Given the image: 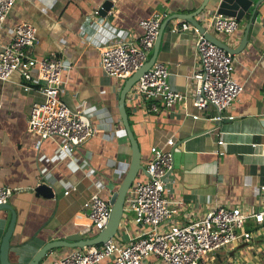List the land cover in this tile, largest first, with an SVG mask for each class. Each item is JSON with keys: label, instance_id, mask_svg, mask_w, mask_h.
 <instances>
[{"label": "crops", "instance_id": "obj_1", "mask_svg": "<svg viewBox=\"0 0 264 264\" xmlns=\"http://www.w3.org/2000/svg\"><path fill=\"white\" fill-rule=\"evenodd\" d=\"M103 1L16 0L0 23V45L8 42L15 23L27 21L36 27L33 55L59 54L70 62L71 67L62 72V97L71 108L83 110L94 128L91 137L71 150L61 146L58 136L37 141V134L27 128V118L31 101L39 99V94L17 84L21 80L18 71L9 80H0V185L13 187L8 201L16 207L8 251L10 264H27L47 240L63 238L88 226L83 201L94 192L109 200L119 191L130 165L131 146L118 111L123 80L102 71L97 45L138 34V20L155 11L187 13L203 0H110L105 14H94L93 9ZM213 1L195 18L211 15L215 11ZM247 16L238 20L230 34L209 32L236 47ZM178 22L179 18H172L165 24L156 60L168 68L170 86L190 96L194 82H189V75L198 64L195 34L191 30H172ZM251 25L243 48L232 54L233 78L243 88L222 114L233 118L217 121L213 105L197 110L190 102L186 110L198 112L201 117L184 114L179 105L151 112L147 110L149 100L125 94L128 123L143 165L150 156V146L173 138V166L165 179L169 196L181 203L175 220L186 221L219 203L250 210L264 207V189L260 188L264 184V1L257 6ZM218 139L222 143H217ZM143 175L138 171L136 176ZM44 180L55 188L53 197L35 194L33 187ZM131 215L121 217L114 235L119 242L138 231ZM8 219L6 208H0V238ZM239 230L248 234L251 247L262 244L264 215L261 221L247 218ZM96 232L91 230L85 235ZM71 248H52L41 264H52L54 258ZM242 248L249 250L245 245ZM250 257L249 252L243 254V260Z\"/></svg>", "mask_w": 264, "mask_h": 264}, {"label": "built area", "instance_id": "obj_2", "mask_svg": "<svg viewBox=\"0 0 264 264\" xmlns=\"http://www.w3.org/2000/svg\"><path fill=\"white\" fill-rule=\"evenodd\" d=\"M15 1L0 0V23L6 19ZM101 8L99 4L93 13L99 14ZM167 16L165 11H155L138 20V34L113 38L97 45L102 71L121 80L129 76L148 58L160 22ZM199 21L207 31L226 34L238 26L236 17L216 11ZM171 29L191 30L195 34L194 51L198 64L189 75V82H194L193 93L188 96L187 92L173 89L168 82V68L156 59L127 92L149 100L147 110L151 112L179 105L184 108V114L201 117L198 112L186 110L190 102L197 110L213 105L217 110L213 118L217 121L233 118L231 114H222L243 88L233 78L232 53L206 38L197 26L185 19L179 18ZM262 34L264 36V25ZM36 40V27L31 22L21 21L13 25L10 39L0 45V80H9L11 74L18 71L21 80L17 84L25 91L35 90L40 96L31 101L28 130L37 134V141L58 136L62 139L61 146L71 150L91 137L94 128L83 110L71 108L62 97V72L71 67L70 62L59 54L33 55L31 48ZM172 143L173 138L169 136L162 144L150 146V156L144 164L146 174L136 176L126 192L122 215L132 213V221L138 226L134 237L119 242L114 237L116 230L104 242L72 247L54 258L52 264H215L218 256L224 257L225 263L222 264L233 259L236 264H264V257L256 255L263 244L251 247L248 234L239 230L249 217L261 221L264 207L250 210L237 204L219 203L186 221L174 219L173 216L180 212L181 203L169 196L165 179L173 166ZM217 143L222 140L218 139ZM260 188L264 189V184ZM12 190V186L0 185V201L8 200ZM82 206L89 224L80 233L87 236L85 234L91 230L102 229L110 215L109 200L94 192ZM242 244L249 250H244ZM245 252L251 254L249 260H243Z\"/></svg>", "mask_w": 264, "mask_h": 264}, {"label": "water", "instance_id": "obj_3", "mask_svg": "<svg viewBox=\"0 0 264 264\" xmlns=\"http://www.w3.org/2000/svg\"><path fill=\"white\" fill-rule=\"evenodd\" d=\"M263 1L264 0H214L212 2L214 4L215 11L217 13H220L222 15L234 16L238 20L244 18L245 14L248 13L247 19L245 21L241 41L236 47H230L222 40L216 38L211 32L203 28V26L200 24L199 19L195 18V16L199 14L204 9L206 4L211 2V0H203L198 7H196L194 10L190 12L172 13L169 14L164 19H162L159 25L157 35L153 42L152 51L150 55L143 62L142 65H140L136 70H134L129 76H127L123 80V84L119 92L118 111L131 146V161H130V165L128 166L123 176L122 184L119 191L116 192L114 195H112L111 198L109 199L111 207H110V215L106 224L103 226L102 229L98 230L94 235L84 236L80 232H73L71 234L65 235L63 238L47 240L32 254L27 264H41V259L47 255L49 250H51L56 246L82 247L86 244H96L106 241L108 238H110L116 233V230L118 228V225L122 217V205L126 191L128 190L132 181L136 177L138 171H142L146 174L145 166L140 160V150L137 140L134 137L133 132L128 123L127 114L124 107V98L126 92L129 90L132 84H134V82L137 80L140 74L146 68H148L156 59V54L160 44L162 30L165 24L172 18L185 19L191 22L192 24H194L195 26H197L199 31L202 32L206 38L218 44L226 51L234 54L243 48L244 43L248 38L247 36L252 26L251 24L253 23L257 14V6ZM110 5H111L110 0H104L101 3L102 8L100 9V13L105 14L106 10L110 7ZM171 152L173 155V147L171 148ZM33 189L36 195H41L44 197H53L56 192L55 188L46 180L38 182L33 187ZM0 208H6L9 214V219L6 221L4 232L2 234V237L0 238V264H10L8 251L10 246V236L12 234V231L14 230L16 207L15 205L11 204L8 200L2 199L0 201Z\"/></svg>", "mask_w": 264, "mask_h": 264}, {"label": "rangeland", "instance_id": "obj_4", "mask_svg": "<svg viewBox=\"0 0 264 264\" xmlns=\"http://www.w3.org/2000/svg\"><path fill=\"white\" fill-rule=\"evenodd\" d=\"M262 244H263L262 247L259 248L258 251H256V255H258L259 257H264V236H262ZM253 247H256V244H254ZM232 261H233V264H236L234 259ZM237 262H239V260ZM222 263H225L224 257L222 258L218 256L217 260L215 261V264H222ZM211 264H214V263L211 262Z\"/></svg>", "mask_w": 264, "mask_h": 264}]
</instances>
